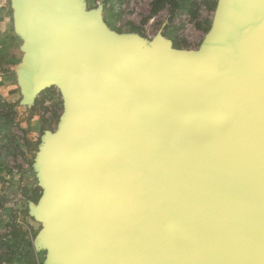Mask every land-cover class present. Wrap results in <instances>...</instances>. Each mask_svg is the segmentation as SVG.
I'll use <instances>...</instances> for the list:
<instances>
[{
  "label": "water",
  "instance_id": "obj_1",
  "mask_svg": "<svg viewBox=\"0 0 264 264\" xmlns=\"http://www.w3.org/2000/svg\"><path fill=\"white\" fill-rule=\"evenodd\" d=\"M66 7L29 14L25 66L31 95L65 98L45 178L54 259L264 264V0H222L197 51L160 43L169 94L136 69L138 39L77 28Z\"/></svg>",
  "mask_w": 264,
  "mask_h": 264
},
{
  "label": "rangeland",
  "instance_id": "obj_2",
  "mask_svg": "<svg viewBox=\"0 0 264 264\" xmlns=\"http://www.w3.org/2000/svg\"><path fill=\"white\" fill-rule=\"evenodd\" d=\"M52 0H0V264H59L48 234L57 213L45 212V178L57 171L49 143L65 116L61 88L29 89L34 8ZM77 28L91 21L117 41L142 45L136 69L173 92L159 44L197 51L211 31L219 0H65ZM159 77V78H158Z\"/></svg>",
  "mask_w": 264,
  "mask_h": 264
},
{
  "label": "bare ground",
  "instance_id": "obj_3",
  "mask_svg": "<svg viewBox=\"0 0 264 264\" xmlns=\"http://www.w3.org/2000/svg\"><path fill=\"white\" fill-rule=\"evenodd\" d=\"M221 2H222V0L219 1L218 7H217V10H216V14L217 15H218L219 9L221 7ZM216 14H215V18H216ZM215 18H214V21H213V25H214V22H215ZM189 131H194L193 125H191V126L189 125Z\"/></svg>",
  "mask_w": 264,
  "mask_h": 264
}]
</instances>
